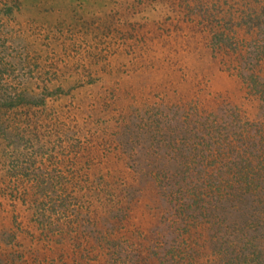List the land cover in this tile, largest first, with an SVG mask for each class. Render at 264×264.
Wrapping results in <instances>:
<instances>
[{
    "label": "rangeland",
    "instance_id": "374dc122",
    "mask_svg": "<svg viewBox=\"0 0 264 264\" xmlns=\"http://www.w3.org/2000/svg\"><path fill=\"white\" fill-rule=\"evenodd\" d=\"M263 1L0 0V264H233L208 243L175 256L174 211L149 172L163 157L174 181L192 157L175 150L180 113L264 124L244 81L256 68L264 81V37L247 29Z\"/></svg>",
    "mask_w": 264,
    "mask_h": 264
},
{
    "label": "trees",
    "instance_id": "16d2710c",
    "mask_svg": "<svg viewBox=\"0 0 264 264\" xmlns=\"http://www.w3.org/2000/svg\"><path fill=\"white\" fill-rule=\"evenodd\" d=\"M263 7L264 1L260 10ZM260 10L257 14L253 13L256 22L252 27H247L252 31L254 40H257L256 35L264 37L263 11ZM245 14L247 16L249 13ZM241 26H246V23ZM216 32L223 40L231 38L222 29L217 28ZM230 48L236 51L240 45L232 44ZM252 52L257 60H262L264 45ZM257 73V68L247 72L244 81L249 91L264 102V81L259 79ZM13 98L3 97L2 102L13 103ZM230 115L233 117L228 120ZM220 133L226 135L225 138L215 140L214 137ZM204 145L209 147L207 155L194 152L201 150L199 147L203 148ZM175 150L192 153L189 158L175 155L177 159L184 156L179 167L181 171L177 172L175 168V184L172 181L174 174L167 173L163 157L154 160L156 172L153 175L149 172L150 177L155 179L156 175L158 178L160 195L174 211L173 220L177 226L174 229L178 233L175 232V240H172L169 249L175 251V256L179 255L182 260L191 259L193 251L198 252L200 247H206L208 243L217 250L213 255L218 254L220 257H226L227 249H233L230 250L233 251V264H239L237 259L240 261L241 256H245L244 264H257V259H261L264 264V124L245 120L229 108L210 112L194 108L189 114L175 116ZM132 156L135 162L137 155ZM132 169L134 177H145L149 165L145 163L143 169L137 163L136 168ZM117 220L119 222V218ZM198 225L203 229L204 240L192 234V229ZM111 230L106 231L108 236ZM97 241V246H100ZM104 261L99 259L97 264ZM125 264L129 263L125 261Z\"/></svg>",
    "mask_w": 264,
    "mask_h": 264
}]
</instances>
